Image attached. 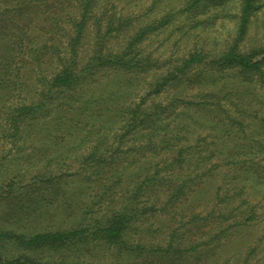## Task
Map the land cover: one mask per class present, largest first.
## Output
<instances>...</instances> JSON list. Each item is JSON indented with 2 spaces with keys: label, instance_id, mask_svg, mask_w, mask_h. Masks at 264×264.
I'll use <instances>...</instances> for the list:
<instances>
[{
  "label": "trees",
  "instance_id": "16d2710c",
  "mask_svg": "<svg viewBox=\"0 0 264 264\" xmlns=\"http://www.w3.org/2000/svg\"><path fill=\"white\" fill-rule=\"evenodd\" d=\"M208 1L186 0L185 6L197 8ZM235 1L237 36L231 42L218 51L200 47L161 60L139 44L172 23V12L133 24L129 15L99 10L98 0H0V125L2 136L14 143L24 134L40 132L38 124L57 108L70 109L75 122L87 126L93 114L80 104L81 97L107 74L127 75V86L118 89L134 88L139 74L151 76L145 89L135 91L126 104L127 98L119 101L118 90L84 100L88 107L93 101L99 106L110 103L96 110L111 122L110 128L101 122H92L87 130L73 124L83 131L77 133L74 128L60 131L50 125V142L63 143L68 136L78 144L90 143L87 153L73 159L77 169L87 171L68 184L53 174L35 173L24 185L10 177L6 187L11 202L0 211V264H177L174 232L167 246H161L142 238L140 228L151 218L170 213L173 218L188 205L192 221H197V207L206 204L215 209L218 201V210L226 211L216 232L230 237V224H224L236 211V142L226 151L195 125L215 128L224 137L222 142L236 140V116L228 115L225 121L213 112L228 110L224 104H231L245 77L247 83L264 86V45L240 48L253 17L264 10V0ZM91 29L93 42L81 55ZM68 118L62 114L57 126ZM66 158L63 162L69 166ZM241 164L242 180L249 172L258 175L245 167L253 163ZM223 183L231 185L221 194L217 188ZM83 190L92 193L80 205ZM248 214L244 219L251 220L253 211ZM202 244L193 240L180 248L182 254L191 252L186 255L188 264H196L203 260L202 252L211 251L210 243L201 249ZM14 248L29 253L15 255L10 251ZM101 248L113 258H86ZM31 252L46 253L47 258Z\"/></svg>",
  "mask_w": 264,
  "mask_h": 264
},
{
  "label": "rangeland",
  "instance_id": "374dc122",
  "mask_svg": "<svg viewBox=\"0 0 264 264\" xmlns=\"http://www.w3.org/2000/svg\"><path fill=\"white\" fill-rule=\"evenodd\" d=\"M186 0H98L97 6L99 10L108 9L117 14L129 15V22L137 24L145 22L155 17H159L164 12H172L175 18L172 23L162 30H155L139 44V47L144 52H149L152 56L159 59H175L179 56L187 54L193 49L205 48L209 51H218L227 43L231 42L236 36L237 23V6L235 0H211L201 3L197 8L186 9ZM222 1H225L222 2ZM93 23V20L91 21ZM85 38V43L81 47L80 54L84 55L88 52L93 31L88 30ZM264 45V10H261L253 17L247 35L240 48L250 49ZM107 74L97 83H91V88L86 89L83 93L80 104L88 108V112L93 114L91 121H87L85 125L78 124L71 117L70 109L57 108L47 118L41 121L38 126L42 130L37 133V130L31 132L23 138H20L15 143L9 136L3 137L0 125V211H6L11 202V197L8 196V188L6 183L10 177L15 176L19 185L27 184L32 180L35 173L48 175H60L65 183H70L72 179H80L81 175L87 170L85 168L77 169L79 166L75 157L80 154L87 153L90 148V143L78 144L71 137L63 143H54L47 140V132L51 129L50 125L56 127V130L61 131V127L74 128L77 133H83L78 128L88 129L92 122L103 123L104 128H110V121L106 117L98 116L96 113L100 111L98 107L110 106V103L99 106L94 101L89 105H84L86 98L90 100L96 99V96H106L108 93H120L119 101L126 99L123 103L126 104L132 98L135 91H143L146 83L150 80L149 74H139L138 79L133 84L134 88L120 87L127 86V75ZM129 76V75H128ZM248 77L244 78L243 83H239L236 95L232 98L231 104H224L227 111H214L215 117H223L228 120V115H235L234 129H236V140H227L222 142L219 131L213 127L197 126V129L206 133L209 141H214L223 147L226 151L236 142V211L230 214L224 226L230 224L228 234L230 237L225 239L223 234H218V231L223 224L221 213L225 212V207L219 211L220 201L217 202L215 209L211 206L202 204L196 208L200 216L197 221H192L190 216L191 205L177 210L173 218L170 214H165L161 217L151 218L147 222H151V228L147 229L146 223L142 225L139 234L146 241H157L161 246H167L168 240L171 237V232H174L172 251L178 257L177 264H188L186 255L182 254V249H185V244L193 242V240L203 241L201 249L208 246L210 243V252L208 254L202 252V259L196 264H264V86L254 81L247 83ZM95 95V97H88ZM128 95H131L128 98ZM135 96V95H134ZM194 98L193 95L190 96ZM79 103V102H78ZM77 105V104H75ZM113 105H118L113 103ZM236 105V106H235ZM78 109V106H76ZM62 114H67L68 119L65 123L57 126L58 117ZM71 117V119H70ZM234 117V116H233ZM2 123L0 117V124ZM76 126L73 127L72 125ZM210 133V134H209ZM29 137V138H28ZM228 146V147H227ZM70 163L65 165L63 158ZM48 159H52L48 167L45 163ZM71 161V162H70ZM253 163L252 167L246 166L255 171L258 175L249 172L246 175L245 181L241 179L242 162ZM83 169V170H82ZM221 172L222 169L218 168ZM77 170V172H75ZM227 175H230L228 173ZM217 175L213 180V185L217 186L219 180ZM213 178V176L211 177ZM38 181V180H37ZM71 188H74V184ZM223 188L218 187L221 194L226 191L227 185L223 183ZM19 189V187H18ZM64 193V189H62ZM78 192L77 188H74ZM84 195L80 194V205L91 197V190H83ZM18 193V192H17ZM48 195V193H45ZM231 193H229L230 195ZM5 195V196H4ZM90 196V197H89ZM245 200L246 202L239 206ZM188 203H186L187 205ZM208 206V207H205ZM47 208L50 205H46ZM253 211V218L246 220L244 217L249 215V211ZM181 211V212H180ZM63 215V214H62ZM160 216V215H157ZM236 220V222H234ZM222 226V227H224ZM210 230V233L206 232ZM208 242V243H206ZM209 247V246H208ZM12 254L17 255L24 250L12 249ZM216 251V256L214 254ZM29 253V251H24ZM34 253V257L46 259V253ZM86 258L93 260L107 259L111 260L113 256L105 249L101 248L96 253L85 254ZM180 256V258H179ZM191 259V258H190ZM189 259V260H190Z\"/></svg>",
  "mask_w": 264,
  "mask_h": 264
}]
</instances>
